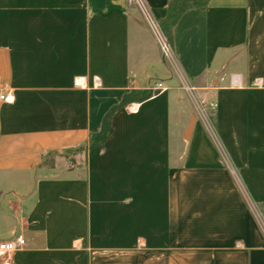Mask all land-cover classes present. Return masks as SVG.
<instances>
[{
    "label": "crops",
    "instance_id": "1",
    "mask_svg": "<svg viewBox=\"0 0 264 264\" xmlns=\"http://www.w3.org/2000/svg\"><path fill=\"white\" fill-rule=\"evenodd\" d=\"M169 1L0 0L7 264H264V0Z\"/></svg>",
    "mask_w": 264,
    "mask_h": 264
},
{
    "label": "trees",
    "instance_id": "2",
    "mask_svg": "<svg viewBox=\"0 0 264 264\" xmlns=\"http://www.w3.org/2000/svg\"><path fill=\"white\" fill-rule=\"evenodd\" d=\"M211 0H170L167 6V15L164 19L160 20L158 25L162 33L171 42L172 40V30L177 22L180 20L184 12L193 7H198L201 9L206 8ZM152 96L149 90H132L124 98L123 103L128 102H141ZM110 119L111 112L105 117L101 131L88 143L80 145L75 148H68L61 151H45L42 153V165L53 167L56 163V158L59 156L66 157L67 162L71 164L70 155L72 153L83 152L87 150L88 147H102L106 142L109 129H110ZM77 163L74 159L73 163Z\"/></svg>",
    "mask_w": 264,
    "mask_h": 264
},
{
    "label": "built area",
    "instance_id": "3",
    "mask_svg": "<svg viewBox=\"0 0 264 264\" xmlns=\"http://www.w3.org/2000/svg\"><path fill=\"white\" fill-rule=\"evenodd\" d=\"M159 27V25H158ZM160 29V28H159ZM159 42L164 56L168 59L172 53V47L168 38L160 30ZM14 96L10 91L0 90V104L12 103ZM211 108H216V104H211ZM26 240L22 234L16 235L13 239L0 242V257L5 258L7 264L8 257L15 251L25 247Z\"/></svg>",
    "mask_w": 264,
    "mask_h": 264
},
{
    "label": "rangeland",
    "instance_id": "4",
    "mask_svg": "<svg viewBox=\"0 0 264 264\" xmlns=\"http://www.w3.org/2000/svg\"><path fill=\"white\" fill-rule=\"evenodd\" d=\"M168 61H169V63H171V64H174V65L176 64L175 61H174L173 52L171 53V56L168 57ZM195 96L199 97V96H200V92H195ZM199 105H200V104H199Z\"/></svg>",
    "mask_w": 264,
    "mask_h": 264
},
{
    "label": "water",
    "instance_id": "5",
    "mask_svg": "<svg viewBox=\"0 0 264 264\" xmlns=\"http://www.w3.org/2000/svg\"><path fill=\"white\" fill-rule=\"evenodd\" d=\"M192 127H193V123H191V124H190V126H189V128H188V130H187V134H189V133H190V131H191Z\"/></svg>",
    "mask_w": 264,
    "mask_h": 264
}]
</instances>
